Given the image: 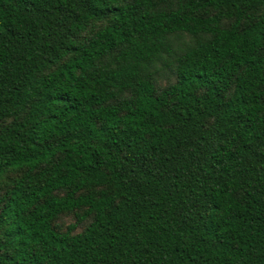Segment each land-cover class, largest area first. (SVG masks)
<instances>
[{
    "label": "trees",
    "instance_id": "obj_1",
    "mask_svg": "<svg viewBox=\"0 0 264 264\" xmlns=\"http://www.w3.org/2000/svg\"><path fill=\"white\" fill-rule=\"evenodd\" d=\"M0 264H264V0H0Z\"/></svg>",
    "mask_w": 264,
    "mask_h": 264
},
{
    "label": "rangeland",
    "instance_id": "obj_2",
    "mask_svg": "<svg viewBox=\"0 0 264 264\" xmlns=\"http://www.w3.org/2000/svg\"><path fill=\"white\" fill-rule=\"evenodd\" d=\"M73 221H74V218L71 216H64V217H61V219L59 220V222L63 225V227H66L68 224L72 223Z\"/></svg>",
    "mask_w": 264,
    "mask_h": 264
}]
</instances>
